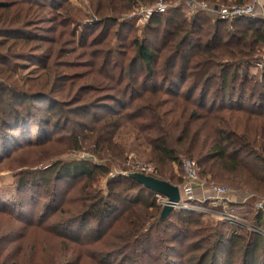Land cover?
<instances>
[{
    "label": "trees",
    "instance_id": "obj_1",
    "mask_svg": "<svg viewBox=\"0 0 264 264\" xmlns=\"http://www.w3.org/2000/svg\"><path fill=\"white\" fill-rule=\"evenodd\" d=\"M43 1L0 0V159L33 138L32 125L42 132L31 145L40 146L52 139L50 128L63 124L62 120L67 126L73 115H81L80 127L91 134L80 137V130L66 131L73 135L74 145L83 148L91 141L107 150V159L123 160L119 163L123 173L108 178L107 197L97 196L68 219L82 224L90 217L111 221L109 264H114V256L120 264H264L260 232L241 229L238 235L220 227L226 223L205 225L191 210L174 209L161 219L155 192L127 176L131 165L124 161L133 149L119 137L130 125L149 148L156 164L153 174L175 185L184 183L183 168L179 178L166 176V168L180 165L183 156L195 160L203 176L235 181L241 188L253 186L236 212L264 229V209L256 212L252 202L264 197V67L259 75L250 74L263 58L264 18L229 22L206 12L188 16L181 7H172L152 16L143 39L133 38L128 46L114 50L113 40L121 39L122 30L133 29L135 23H120L112 15L111 0H92L101 20L90 26L103 27L90 43L89 29L80 34L86 71L70 73L72 67L59 59L65 56L64 44L77 43L75 30L66 29L74 22L68 17L73 11L60 3L51 12L47 5L51 0ZM201 1L243 4L249 0ZM155 2L132 0L131 5ZM48 22L57 26L45 27ZM112 24L118 29L107 40ZM53 32L58 34L50 35ZM33 58L40 60L44 72L20 77L23 62ZM42 101L46 103L37 105ZM105 107L107 113L99 115ZM110 168L87 160L58 162L38 175L47 183L52 176L57 181L85 178L88 184L98 172L107 177ZM26 185L22 177L19 186ZM24 208L0 205V264H44L37 252L42 239L34 237L37 230L45 229L42 223L26 219ZM133 208L142 226L126 222ZM55 226L49 228L51 234H68V229L58 231ZM175 253L178 257H173Z\"/></svg>",
    "mask_w": 264,
    "mask_h": 264
},
{
    "label": "rangeland",
    "instance_id": "obj_2",
    "mask_svg": "<svg viewBox=\"0 0 264 264\" xmlns=\"http://www.w3.org/2000/svg\"><path fill=\"white\" fill-rule=\"evenodd\" d=\"M157 1V0H156ZM42 2H45L42 0ZM65 3L69 4L73 13L70 17L74 22H71L67 26V30H75L76 34V44H71L67 42L63 45L62 50L65 53L64 57L59 59L60 63L68 64L72 68L68 70L70 73H81L86 71V57L83 54L82 48H79V37L83 31H90L91 36H87L86 41L89 43L92 39L100 33L102 30V25L92 28L90 26L92 22L99 21V16L95 13V8L93 6L92 0H51L47 1L48 7L51 8V12L54 11L56 4ZM156 3V2H155ZM154 3V4H155ZM112 8L114 10L113 16L117 17L120 23L131 22L135 23L133 29L127 27L122 30V37L119 40L114 39L113 42L115 46L112 47L114 50L122 49L124 46H128L133 38L143 39L145 35V28L150 23V20H147L143 9L145 7H150L153 5L147 4H137L132 6V0H111ZM53 7V8H52ZM156 14V13H154ZM153 14V15H154ZM62 15V14H61ZM63 15L64 12H63ZM45 27L53 28L57 26V22H48L44 24ZM48 28V29H49ZM118 29L117 25H110V36L107 38L110 39L114 31ZM92 32V33H91ZM53 32L50 35H57ZM48 35V32H47ZM158 45V43H156ZM46 46V44H44ZM41 53V52H40ZM264 56V53L262 57ZM262 69L255 75H259ZM44 72L43 68L40 66V60L38 58H33L23 62V66L19 70V76L23 75H32L34 77L42 74ZM22 86L21 82H18ZM56 95L60 100H62V94L57 93ZM46 102H37V105L45 104ZM107 113V107L101 110L99 115H105ZM73 121L69 122L66 126L65 121L62 120L63 124L59 126H53L50 128V133L52 134V139L49 143L44 145H31V141H34L39 137L42 132L40 128L32 125L33 138L31 140H24L17 150L12 151L9 156L0 159V205H5L9 207H25L24 216L26 219H32L35 223H42V228L45 230H37L35 237L37 239H42V246L38 249V256L44 262V264H49L54 262L56 264H109L107 260V228L110 225V220L98 221L90 217L85 224L80 222L69 221V217L76 214L80 209L87 208L90 206L97 196L104 195L107 197V181L108 178L123 173L122 168L119 163L122 159L112 158L107 159V150L96 147L95 143L87 141L83 144V139L81 138L80 146L76 147L73 141V135L67 133L71 129H77V132L80 130V137H83L82 134L90 135V133L84 132V128L80 127L82 123L81 115H73ZM34 123V122H33ZM90 124V122H89ZM65 127H67L65 129ZM138 136L130 125L124 128L119 136L123 140V144L128 149H133L126 158L124 164L131 165L130 172H145L143 171L144 167H149L153 170V173L156 172V164L152 162L149 148L144 143V140L136 138ZM51 137V136H50ZM189 159L187 157L181 156L180 165L175 164L173 166L167 167L165 175L171 178L182 177V163L184 160ZM87 160L89 163L99 164V165H110V174L106 177L98 172L96 179L93 182L86 184V179L84 180H68L63 179L61 181L54 180L51 176V181L46 182L44 176L38 175L40 172H44L45 169L51 165H54L58 162H72V161H82ZM129 173V172H128ZM146 173V172H145ZM152 176H155L154 174ZM201 175V179L206 181L208 185H219L224 186L229 189L228 196L221 199V202L225 200V203H222L220 206L221 210H224L227 213H234L240 217H244L242 214L237 213V209L240 210L238 203H244L247 201L249 196V191L254 190L253 186H248L246 188H241V185H238L235 181H219L213 179L209 174L207 176ZM25 177L27 180V185L24 187L19 186V180ZM156 177V176H155ZM35 178V182L33 181ZM158 178V177H157ZM241 182V178H237ZM178 182L177 180H174ZM183 185V184H182ZM182 185H178L181 187ZM244 191V192H242ZM181 192V190H180ZM245 193V194H244ZM183 194V193H182ZM182 196V195H181ZM212 196V195H209ZM195 201H201V205L204 207H209V199L204 201L200 198H195ZM254 209L256 212L263 210L264 208H258L259 204H263L264 207V197L258 196L254 201ZM24 204H26L24 206ZM160 205V203L158 202ZM226 204V205H223ZM161 208H163L160 205ZM48 208V209H47ZM135 208L129 209V212L126 214V222L132 227L139 224L142 226V222L139 219V216L134 211ZM162 211V210H161ZM201 216V221L205 225H210L211 222L226 223V225L220 226L226 231H232L234 234H241V229H247L252 232H257L256 224L252 222L250 218L244 217L247 223L242 225H236L231 221L223 218L215 213H204L201 211L193 210ZM235 219V218H233ZM237 219V218H236ZM235 219V220H236ZM238 221V220H236ZM240 222V221H238ZM242 223V222H241ZM56 225L58 231L67 230L68 234L64 236H55L51 234L49 228L53 225ZM80 229V230H79ZM262 229V228H261ZM74 230L77 233H74ZM264 230V229H263ZM105 233V238L101 241H97L98 236ZM243 233V232H242ZM76 234V235H74ZM34 235V233H30ZM78 235V236H77ZM192 240L189 238L187 244ZM228 246V245H227ZM178 246L177 249H179ZM173 257H178V254L175 253ZM223 258L221 262L224 260ZM114 264H120V259L118 256H114L111 260ZM220 262V263H221Z\"/></svg>",
    "mask_w": 264,
    "mask_h": 264
},
{
    "label": "built area",
    "instance_id": "obj_3",
    "mask_svg": "<svg viewBox=\"0 0 264 264\" xmlns=\"http://www.w3.org/2000/svg\"><path fill=\"white\" fill-rule=\"evenodd\" d=\"M172 7H181L188 16L206 12L215 19H221L229 22H232L240 17L261 16L264 18V0H249L243 4L237 2L218 4L201 0H157L153 6L145 7L143 12L147 17V20H149L154 13H163ZM263 67L264 56L261 60L254 63L250 71L252 75H255V73H258ZM182 168L184 171V183L180 187L182 196L180 202L174 203V209L191 211L196 210L204 213H215L217 211L221 217L226 218L232 223H236V225L247 223L244 217L242 218L234 213L229 214L220 209V205L225 203V200L221 202V199L228 196L227 194L229 189L227 187L208 185L206 181L201 179L198 164L193 159L184 160ZM143 171H145L148 175L149 173H153V170L149 169V167H144ZM155 195L162 207L169 203V198L167 196L156 192ZM197 197L203 199L204 201L209 199V207L202 206L201 201H195L194 199ZM258 208H264L263 204H259ZM233 218H237L236 220L240 222ZM256 231L264 235L263 229L256 227Z\"/></svg>",
    "mask_w": 264,
    "mask_h": 264
},
{
    "label": "water",
    "instance_id": "obj_4",
    "mask_svg": "<svg viewBox=\"0 0 264 264\" xmlns=\"http://www.w3.org/2000/svg\"><path fill=\"white\" fill-rule=\"evenodd\" d=\"M127 176L153 192L163 194L169 198V203L162 208L161 219H165L174 210V203L181 200V192L178 185L144 172H129Z\"/></svg>",
    "mask_w": 264,
    "mask_h": 264
}]
</instances>
